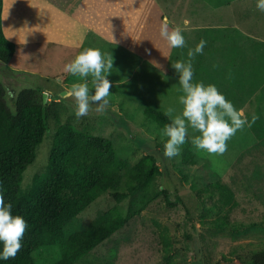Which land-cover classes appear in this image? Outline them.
Listing matches in <instances>:
<instances>
[{"label": "rangeland", "instance_id": "374dc122", "mask_svg": "<svg viewBox=\"0 0 264 264\" xmlns=\"http://www.w3.org/2000/svg\"><path fill=\"white\" fill-rule=\"evenodd\" d=\"M159 1L163 20L167 16L178 23L186 40V46L177 48L174 57L182 56L187 62L188 51H183L184 56L181 53L189 48L187 39L192 44L190 49L205 40L203 54L191 60L193 82L214 84L238 111H243L251 126L246 124L238 130L227 141V151L222 155L195 148L191 139L199 133L189 128L187 146L180 147L178 156L166 158L164 144L168 137H162L163 127L146 116L145 106L163 112L173 107L174 114L181 112L179 97L183 93L174 69L170 74L165 71L168 75L159 71L126 74L113 67L108 76L112 87L107 109L97 112L93 104L89 114L78 119L74 98L68 92L74 83L83 81L63 71L76 56L40 46L26 53L22 50L27 47L20 46L11 64L0 61V78L11 92L7 95L8 103L15 111L18 93L32 88L48 94L47 103L52 104L53 112L48 120V136L38 146L36 160L24 172L23 181L30 185L46 169L60 127L72 125L106 137L131 164L147 155L154 158L158 172L150 195L153 199L147 205L134 207L141 191L120 203L103 197L81 215L77 221L79 229L99 209L116 206L128 211L133 203L128 225L78 264H164L160 234L163 230L172 238V254L185 264H249L255 252L264 250V12L257 8L258 0ZM185 20L189 21L187 25ZM245 33L253 35L246 46L248 51L258 53L254 62L244 48ZM126 58L123 54L117 60ZM87 82L92 89L91 77ZM217 181L224 182L235 193L237 205L228 221L223 217L225 210L218 213V194L211 198L205 191ZM158 186L167 187L168 193H161ZM220 221L223 228L214 225ZM191 224L202 235L199 256L186 242ZM58 255V250L45 248L35 254L36 263L50 264Z\"/></svg>", "mask_w": 264, "mask_h": 264}, {"label": "trees", "instance_id": "16d2710c", "mask_svg": "<svg viewBox=\"0 0 264 264\" xmlns=\"http://www.w3.org/2000/svg\"><path fill=\"white\" fill-rule=\"evenodd\" d=\"M2 12L0 0V61L9 65L17 50L4 34ZM7 95V87L0 78V192L6 203L13 205L12 214L23 216L28 227L15 258L0 259V264H37L35 254L45 248L59 251L50 264H78L128 225L133 203L139 207L153 199L150 195L156 185L157 163L147 155L131 164L117 153L110 139L67 125L60 127L53 139L46 169L27 185L23 174L35 162L37 148L48 136L52 104L44 103V94L37 89H23L16 97L13 111ZM145 110L146 116L163 128L171 122L163 111L149 105ZM158 190L164 195L168 193L167 187L158 186ZM140 191L139 203L131 201L128 211L116 206L99 209L85 227L77 226L79 217L103 197L120 203ZM205 191L211 198L218 194V213L225 210L223 217L228 221L237 205L234 191L221 181L210 183ZM214 225L224 227L221 221ZM160 234L164 264H185L172 254L173 241L167 231ZM201 237L191 224L186 242L197 256ZM249 264H264V250L255 252Z\"/></svg>", "mask_w": 264, "mask_h": 264}, {"label": "crops", "instance_id": "0c3cea01", "mask_svg": "<svg viewBox=\"0 0 264 264\" xmlns=\"http://www.w3.org/2000/svg\"><path fill=\"white\" fill-rule=\"evenodd\" d=\"M162 14L159 0H3L2 25L16 50L27 47L22 50L27 53L40 46L76 56L94 48L113 55L118 73L159 71L168 75L165 71L172 72V63L184 59L175 58L177 48H170L160 36ZM169 18L170 30L179 27ZM252 38L245 33V49ZM187 46L181 50L183 56L192 47L188 39ZM246 53L253 62L258 57L254 51L247 49ZM123 54L127 58L117 60Z\"/></svg>", "mask_w": 264, "mask_h": 264}, {"label": "clouds", "instance_id": "9594fccd", "mask_svg": "<svg viewBox=\"0 0 264 264\" xmlns=\"http://www.w3.org/2000/svg\"><path fill=\"white\" fill-rule=\"evenodd\" d=\"M257 8L264 12V0H258ZM188 23V20L184 21L185 25ZM160 36L170 48L186 46L181 29L176 27L170 30L166 17L160 25ZM206 43L202 39L194 49H189L187 62L178 60L171 65L178 75L183 95L179 97V103L182 105L179 114H174L176 109L173 107H168L164 112L171 120L161 132L162 137H168L164 144L166 158L180 154V147L188 140L189 128L199 133L191 139L195 148L205 150L209 154L222 155L227 151V141L246 124L251 126L243 111H238L214 84L193 82L194 70L191 60L195 55L203 54ZM113 64L112 54L105 55L99 49L86 48L64 66L65 73L83 81L74 83L68 92V96L74 98L75 115L78 119L87 116L93 104L96 105L97 112H103L109 106L112 84L108 76L112 72ZM89 77L92 89L87 82ZM8 94L11 95V92ZM255 120L254 116L252 123ZM12 208L13 205L6 203L3 192H0V243L3 244L0 259L3 260L15 258L22 247V239L28 227L23 216L12 214Z\"/></svg>", "mask_w": 264, "mask_h": 264}, {"label": "water", "instance_id": "95a60500", "mask_svg": "<svg viewBox=\"0 0 264 264\" xmlns=\"http://www.w3.org/2000/svg\"><path fill=\"white\" fill-rule=\"evenodd\" d=\"M47 95H48L47 93H44V95H43V96H44V97H43V102H44V103H47Z\"/></svg>", "mask_w": 264, "mask_h": 264}]
</instances>
